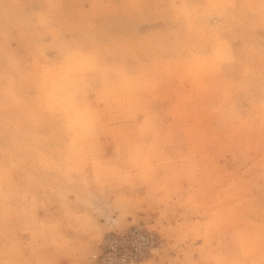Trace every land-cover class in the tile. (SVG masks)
Instances as JSON below:
<instances>
[{"label":"rangeland","instance_id":"rangeland-1","mask_svg":"<svg viewBox=\"0 0 264 264\" xmlns=\"http://www.w3.org/2000/svg\"><path fill=\"white\" fill-rule=\"evenodd\" d=\"M144 1L152 9L139 20L135 13L145 11ZM86 9L93 10L90 20H82ZM156 10L158 20L150 12ZM156 21L165 29L135 30ZM215 32L231 40L225 58L216 59L199 46L205 34ZM18 38L34 52L37 67L32 84L19 91L20 111L7 117L21 141L1 148L21 176L4 184L0 218L15 212L18 228L34 239L8 241L0 264H264V253L258 251L230 262L213 256L223 246L231 249L230 240L218 238L220 232L241 233L235 230L237 221L254 211L249 176L245 185H230L226 191L213 186L209 192L205 187L190 192L179 185L163 192L164 182L132 188L115 174L100 184L88 172L89 181L63 194L48 188L43 204V192L29 207L22 202L37 186L30 184L34 171L92 166L87 141L96 136L105 138L104 159L93 164L94 170L124 173L131 159L135 168L142 166L137 158L142 133L156 128L159 119L141 117V110L171 88H178L179 104L186 96L206 97L211 76L212 88L227 90V103L263 106L264 0H0V42ZM149 56L161 62L142 63ZM96 78L102 80L101 96L93 95ZM210 101L219 103L205 98L201 103ZM100 104L101 116L94 111ZM111 108L116 112L109 113ZM136 118H144V124L129 123ZM97 119L110 120L111 128L109 123L97 126ZM119 123L125 124L116 128ZM229 124L236 123L229 118ZM196 146L187 126L175 132L170 144L184 157ZM164 179L172 181V173ZM13 200L19 209L6 208ZM221 216L229 224H222ZM249 227L245 232L258 236L264 225Z\"/></svg>","mask_w":264,"mask_h":264},{"label":"crops","instance_id":"crops-1","mask_svg":"<svg viewBox=\"0 0 264 264\" xmlns=\"http://www.w3.org/2000/svg\"><path fill=\"white\" fill-rule=\"evenodd\" d=\"M144 4L143 8L147 12L135 13L139 20L152 9L149 6L150 3L144 1ZM150 12L155 16L159 13L158 10ZM82 14H86V17H83L82 20L93 18V10L91 9L82 11ZM156 22H152L155 25L140 23L135 30L139 32H160V30L165 29L163 24L161 25L159 21ZM61 32L64 33V31ZM227 36L223 32L205 34L199 41V46L205 47V50L211 52L212 55L214 53L216 59L225 58L228 56L229 41H231ZM238 53L240 54L241 50ZM50 56L53 58L52 55ZM240 57L236 61L237 65L242 62ZM209 58H212V56ZM50 61L52 62V59ZM150 61L161 62V60L152 56L142 58V63L148 64ZM36 67L34 52H31L24 39L18 38L0 42V206L1 204L4 206L5 203L6 189L4 184L6 181L8 183V181L13 180L16 183L21 176L19 169L9 166L8 156L3 150L4 145H15L21 141L20 132L16 125L9 122L7 117L13 112L20 111L19 91L32 84ZM211 78V76H208L206 80L208 88L206 97L186 96L183 100L186 104L183 102L179 104L175 101L178 88H171L157 101L149 103L144 110H141V117L152 116V118L159 119L156 128L146 129L142 133V155L140 157L136 156L140 158L142 166L135 168V159H131L128 171L124 173L117 174L118 168L116 172L110 169L111 173H107L106 170L105 172L94 170L92 168L93 164L102 162V159H104L101 144L105 138L96 136L94 139L87 141L92 166L79 168L63 165L55 171L46 168L34 171L32 175L34 178L30 184L37 186L31 187L30 192L34 191L33 193L22 196L23 204L27 207L31 206L33 200L39 197L36 194L37 192H43L40 196V202L43 204L46 199L48 200L49 195L46 192L48 188L55 190L56 193L63 194L67 189H71L70 186L73 184L86 183L90 180L87 177L88 172H92L94 182L100 184L109 183L108 176L114 178L115 174L116 178L120 180L126 178L128 180L126 183L132 188L134 186H140L141 188L147 183L156 181L157 183L164 182L160 187V191L163 192L171 189L174 191L179 185L188 186L187 189L190 192L197 190L198 187H205L206 191L209 192L213 189V186L216 191H226L230 185L235 187L239 184L245 185L246 179L244 177L249 176L251 182L247 180L246 183L252 184L254 211L251 215H242L240 220L237 221L235 230L236 232L241 231V233L220 232L218 238L225 239V241L230 240L229 246L231 249L223 246L213 256L222 261L230 262L234 260V257L238 261L239 259H248L252 253L256 254L257 251L261 254L264 253V228L259 227L260 234L258 236H256V233L245 232L249 230L250 225H264V105L255 108L240 101L236 104L227 103L224 98L227 96V90L212 88ZM94 84L98 88L93 92V95L101 96L103 94L101 78H96ZM202 98L206 100L216 99L219 103L212 104V101L209 104L201 103ZM103 109L104 106L100 104L98 109L96 108L94 111L100 114ZM110 112H116V109L111 108L109 109ZM144 118L141 120L136 118L135 121L129 120V123L136 122V124L141 125L145 122ZM229 118L236 123L234 126H230ZM206 120L211 124L207 126ZM109 121L97 119L95 124L101 127L102 124L109 123L111 128L112 123ZM124 124L119 123V125L114 126L117 128L124 126ZM183 126L188 127L191 142L197 145L196 149L186 157L179 151H171L170 147L175 132ZM219 130L221 132L216 134L215 131ZM180 142L181 140L178 141V143ZM214 144H217V147H212ZM159 151L161 152L158 153ZM122 156H128V153L126 152ZM169 173L173 175L170 182L164 179V176ZM165 182L168 183L166 187ZM11 191H15V188ZM75 197L76 199L79 198L77 195ZM9 205L14 210L21 207L15 200L8 202L6 208ZM220 221L222 224H229L224 221L223 216L220 217ZM242 225L245 226L244 229L240 228ZM18 227L20 225L15 212H13L12 217L6 218L4 215L0 218V253L8 241L34 239L32 234L29 237L28 233H24ZM229 228L227 226L225 229ZM210 237L206 235L205 239Z\"/></svg>","mask_w":264,"mask_h":264}]
</instances>
